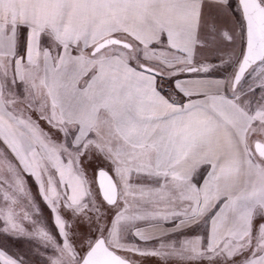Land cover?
I'll use <instances>...</instances> for the list:
<instances>
[{"label": "snow or ice", "instance_id": "snow-or-ice-1", "mask_svg": "<svg viewBox=\"0 0 264 264\" xmlns=\"http://www.w3.org/2000/svg\"><path fill=\"white\" fill-rule=\"evenodd\" d=\"M0 264H264V0H0Z\"/></svg>", "mask_w": 264, "mask_h": 264}]
</instances>
